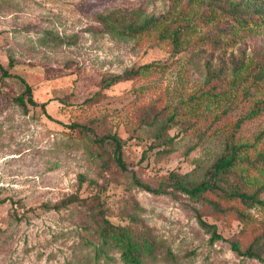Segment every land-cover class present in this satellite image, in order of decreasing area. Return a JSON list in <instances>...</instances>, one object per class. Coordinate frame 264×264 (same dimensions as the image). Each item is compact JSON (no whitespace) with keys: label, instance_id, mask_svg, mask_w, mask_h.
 <instances>
[{"label":"rangeland","instance_id":"374dc122","mask_svg":"<svg viewBox=\"0 0 264 264\" xmlns=\"http://www.w3.org/2000/svg\"><path fill=\"white\" fill-rule=\"evenodd\" d=\"M212 2L0 0V64L25 77L34 98L46 103L45 111L38 105L24 113L14 102L23 85L0 71V264H125L113 247L96 256L101 242L82 205L51 208L70 196L95 194L113 223L151 229L161 248L148 264H264L229 241L239 240L243 250L251 246L263 233L264 208L222 202L249 214L248 227L234 212L219 216L204 201L181 192L154 194L134 181L135 174L156 186L177 171L199 182L231 133L252 146V157L264 152V112L247 119L264 101V12L247 25L220 17L196 24L183 32L181 50L160 37L169 24L193 23ZM133 12H140L139 23L152 16L163 21L131 36L118 31L124 23L114 31L98 17L124 13L129 23ZM147 64V71L102 85L103 78ZM169 114L175 119L165 134L173 140L166 143L157 133ZM239 120L245 121L237 128ZM75 123L90 133L71 128ZM114 133L125 142L127 171L112 159L111 143L95 142ZM263 183L264 171L256 170L224 184L252 190ZM197 209L225 239L211 242ZM255 249L264 254V237Z\"/></svg>","mask_w":264,"mask_h":264},{"label":"trees","instance_id":"16d2710c","mask_svg":"<svg viewBox=\"0 0 264 264\" xmlns=\"http://www.w3.org/2000/svg\"><path fill=\"white\" fill-rule=\"evenodd\" d=\"M256 4L254 0H213L212 4L207 10H205L201 16L195 19L193 23L186 25H177L173 27V23L164 27L160 32V37L166 39L176 50H181L182 47V34L184 31H188L196 24H208L214 21L216 18H229L233 20L235 24L247 25L249 21H252L253 15H261L264 12V0H257ZM136 18L129 23H125L128 16L124 13H120L119 16H113V14H99L98 17L102 20L109 29L117 30L119 23L123 24V27L118 31L123 33H129L131 36H141L157 29L162 23L163 19L157 17H146L142 23L138 22L141 17L140 12H133ZM219 29V28H218ZM219 33L224 35L225 32L219 29ZM209 35L203 36L201 40L206 41L209 39ZM218 41L213 40L215 44ZM152 67V64L141 66L140 68L126 70L123 74H114L108 78L102 79V85L104 87H110L121 81L126 77H132L142 71H147ZM1 78H16L23 85V91L21 94L14 98V102L19 104L24 113L29 112L30 106L41 105L46 110V103L39 102L34 98L33 86L29 81L18 74L11 73L7 68L0 64ZM264 112V101L261 102V106L254 109L247 119L254 118ZM175 119L173 114H169L168 121L163 124L161 129L157 133L158 139H164V142L169 143L173 140L172 137L167 136L165 132L169 123ZM245 120H239L236 122V127L239 128ZM71 128L80 130V133H90L91 129L86 124L75 123L70 125ZM234 133H231L229 140L226 142L225 149L222 154L215 160V162L208 169L206 176L203 180L195 182L189 178L190 174H182L177 171L169 173L166 179L160 181L156 186L149 183L142 182L134 174V181L137 185L143 189L154 194H175L181 192L191 198L208 203L211 209L217 215H225L234 212L238 218H240L244 224L248 227L252 223V220L244 210L224 206L222 202L229 203L237 200L247 208L254 206H260L264 208V198L260 196V193L264 191V183L260 184L257 189L245 190L244 188H231L228 189L225 186V182L235 177L239 172H251V171H264V152H257L254 157L247 143L235 142ZM95 142L103 147L105 142H109L113 145L112 159L119 166L120 169L129 170L127 162L124 158V146L125 142L116 134H107L101 137H96ZM249 182V179H248ZM214 196L215 198H211ZM78 202L92 215L93 221L96 224L95 232L101 244L97 245L96 256L100 257V252L106 247H113L118 249L121 253V257L125 264H148V261L158 259V251L161 248L159 240L151 232L150 228H144L141 231H135L129 228L127 225L121 226L113 223L105 214L104 204L99 194L92 195L90 197L70 196L67 197L53 206V209H61L68 205ZM198 222L211 233V242L216 240L225 239L219 232L216 223L207 221L202 212L196 210ZM264 227V221L262 222ZM246 226V227H247ZM249 229V228H248ZM255 229V226L252 228ZM264 237L263 233L254 237L252 245L247 249L241 248V242L239 240H229L233 250L241 255L258 258L264 262V254L255 249L256 244L261 242ZM172 255V254H171Z\"/></svg>","mask_w":264,"mask_h":264}]
</instances>
